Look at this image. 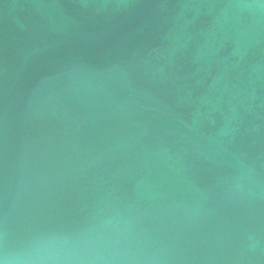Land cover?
Segmentation results:
<instances>
[{"label":"water","instance_id":"1","mask_svg":"<svg viewBox=\"0 0 264 264\" xmlns=\"http://www.w3.org/2000/svg\"><path fill=\"white\" fill-rule=\"evenodd\" d=\"M0 264H264V0H0Z\"/></svg>","mask_w":264,"mask_h":264}]
</instances>
